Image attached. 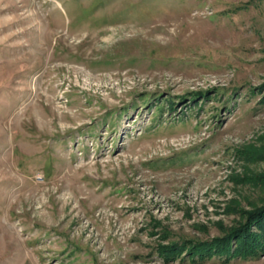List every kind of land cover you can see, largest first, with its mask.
<instances>
[{
	"label": "rangeland",
	"instance_id": "obj_1",
	"mask_svg": "<svg viewBox=\"0 0 264 264\" xmlns=\"http://www.w3.org/2000/svg\"><path fill=\"white\" fill-rule=\"evenodd\" d=\"M263 199L264 0H0V264H264L159 247Z\"/></svg>",
	"mask_w": 264,
	"mask_h": 264
},
{
	"label": "trees",
	"instance_id": "obj_2",
	"mask_svg": "<svg viewBox=\"0 0 264 264\" xmlns=\"http://www.w3.org/2000/svg\"><path fill=\"white\" fill-rule=\"evenodd\" d=\"M240 220L236 226L223 229L219 235L212 238L199 240L187 237L169 238L167 243H159V247H166L161 253L165 254L166 259H170L177 253L178 245H187L190 253L194 255L191 257L192 261H202L213 255L220 256L219 259L222 261H228L236 255L242 258L254 256L264 250V199L258 206L241 213ZM232 240L234 247L231 245Z\"/></svg>",
	"mask_w": 264,
	"mask_h": 264
}]
</instances>
